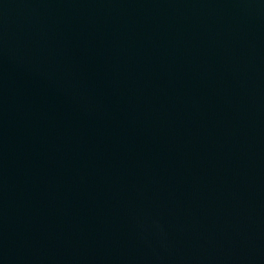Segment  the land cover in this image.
Segmentation results:
<instances>
[{
    "label": "water",
    "instance_id": "95a60500",
    "mask_svg": "<svg viewBox=\"0 0 264 264\" xmlns=\"http://www.w3.org/2000/svg\"><path fill=\"white\" fill-rule=\"evenodd\" d=\"M0 264H264V0H0Z\"/></svg>",
    "mask_w": 264,
    "mask_h": 264
}]
</instances>
